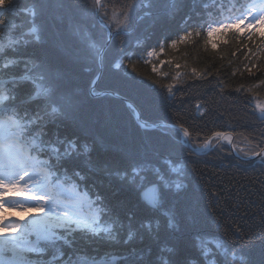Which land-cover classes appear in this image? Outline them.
<instances>
[{"label":"snow or ice","instance_id":"6c2138e0","mask_svg":"<svg viewBox=\"0 0 264 264\" xmlns=\"http://www.w3.org/2000/svg\"><path fill=\"white\" fill-rule=\"evenodd\" d=\"M159 3L126 0L112 3L110 12L101 0L76 5L66 0H0V264H253L244 246L235 242L242 239L239 226L232 230V243L225 237H211L212 224L192 209L191 196L180 179L184 168L167 158L163 167L153 162L161 151L174 146L169 140L150 144L132 141L120 150L117 159L104 162L99 169L91 166L92 154L103 144V137L93 135L90 129H117L118 112L111 106L85 110V89L72 84L69 72L53 63L45 47V37L51 33L55 37L52 47L68 56L63 34L75 21L74 34L80 36L83 29L86 51L81 55L77 49L69 59L87 74V95L123 106L142 132H160L175 144H186L190 136L187 128L170 136L166 121L143 118L140 105L151 107L156 95L153 86L158 85L138 80L135 65L129 70L136 52L126 50L125 37L134 32L140 20L151 16ZM229 5L238 14L227 22L206 20L203 13L196 19L187 15L179 42L194 40L206 27L208 37L220 33L225 44L229 42L225 33L233 29L238 44H256L258 35L264 43V32L256 31L264 29V0H228L220 3L218 11L222 13ZM208 7L204 5L205 12ZM162 8L169 18L179 11L176 0H167ZM9 15L18 19L10 23ZM168 39L157 40L153 47H163ZM137 44L143 50L146 40ZM176 44L172 40L169 46ZM154 54V50L147 52L148 57ZM253 56L260 58L257 53ZM152 70H157L156 65ZM106 72L113 83L99 89ZM193 75L198 76L195 70ZM124 87L143 89L139 103L128 99L121 91ZM242 87L234 91L240 93ZM163 88L168 98L175 96V84ZM256 108L257 119L264 122V107L257 104ZM64 122H71L82 135L61 139L58 128ZM213 138L232 140L230 132L214 131L205 139V148ZM245 156L249 162L259 157L264 164V148ZM98 170L120 183L110 197L91 199L88 182ZM108 186L111 189V181ZM10 212L20 215L9 218ZM261 221L264 223V216ZM210 237L212 247L205 243ZM77 241L96 245L93 253L100 252V245L104 251L97 257L82 248L75 259H65L63 248H74ZM136 244L144 245L147 251L138 250ZM259 264H264V251Z\"/></svg>","mask_w":264,"mask_h":264},{"label":"trees","instance_id":"16d2710c","mask_svg":"<svg viewBox=\"0 0 264 264\" xmlns=\"http://www.w3.org/2000/svg\"><path fill=\"white\" fill-rule=\"evenodd\" d=\"M66 2L76 5L85 0ZM117 2L124 3L126 0H101V3L107 4L110 12L113 10L112 3ZM222 2L227 3L228 0H176L179 11L169 18L162 8L167 0H160L159 5L151 10L152 15L140 20L134 32L125 37L126 50H135L136 55L131 64L127 60L124 63L129 64V70L135 65L137 78L144 84L151 86V82L156 81L158 85L153 86L156 95L151 107L140 105L143 118L150 121L163 120L179 129L187 128L190 133L189 143L194 148L203 146L205 139L214 131H228L234 137L233 145L237 154L246 157L245 153L250 156L254 151L264 148V122L257 119L259 111L256 108V102H264V84H261V81H264V52L260 51L264 48V43L260 42L258 35L256 44L250 41L247 42V47L238 44L233 38V29L225 33L229 40L225 44L220 33L208 37L206 27L202 35L194 40L179 42L178 34H183L180 31L182 22L189 14L196 19L197 14L203 13L206 20L224 22H227L230 16L238 14L231 11L230 5L220 13L218 9ZM249 2L260 3V0ZM205 4L209 6L207 12L204 11ZM212 4L216 7H212ZM116 11H119V8ZM8 19L13 23L18 18L9 15ZM211 26L215 27L216 24ZM65 27L68 28L67 23ZM76 27V22L72 21L71 29L63 34L68 56L52 47L55 37L51 33L45 37V47L49 50L53 63L69 72L72 84L85 89L82 96L85 110L111 106L119 115L117 129H90L93 135L103 137V144H98L97 150L92 154L91 166L99 169L104 162L117 159L120 150L132 141L150 144L157 140H169L174 146L161 151L160 157L154 158L153 162L162 167L165 166V158L179 163L184 168L185 175L180 179L191 196L192 209L208 218L212 224L211 237H225L232 243V230L239 226L242 239L235 242L244 246L253 264H259L261 253L264 251V223L261 221V216H264V164L259 161L242 162L235 159L226 143H219L201 155H189L191 151L183 143L175 144L170 137H162L160 132H142L123 106L89 97L85 88L87 74L82 72L81 66L72 64L69 59L77 49L81 55L86 51L87 39L83 35V29L81 35L77 36L74 34ZM256 31L259 34L264 32V29L257 28ZM239 34L243 36V31ZM164 37L169 38L164 46L154 48L156 41ZM145 40L146 46L141 50L137 41L144 43ZM172 40L177 41L175 47L169 46ZM213 43L216 44L215 48L212 47ZM153 50L155 54L148 57L147 52ZM253 53H257L260 58L257 59ZM254 64L256 67H253ZM153 65L157 67L155 72L152 70ZM249 68L251 72L248 71ZM193 70L198 76L193 75ZM112 83V78L106 72L98 88H108ZM165 84L176 85L174 97L168 98L167 90L163 88ZM241 86L243 87L240 93L234 91ZM121 91L130 101L136 103H139L143 94V89L130 90L124 87ZM58 132L61 139L82 135L81 130L71 122L61 124ZM176 133L178 131L171 129L170 136ZM216 142L217 139H213L211 146ZM172 178H176L174 174ZM109 181L111 189L108 186ZM119 183L115 177L106 176L103 171H96L88 182V187L92 188L90 198L95 199L97 195L110 197L111 191L118 188ZM211 237L205 241L208 247L213 246ZM94 246L96 245H85L82 241H77L74 248H63L65 259L69 256L75 259L76 253L82 248L88 254L99 257L104 251V246L100 245V252L93 253ZM135 247L147 251L142 244H136Z\"/></svg>","mask_w":264,"mask_h":264},{"label":"water","instance_id":"95a60500","mask_svg":"<svg viewBox=\"0 0 264 264\" xmlns=\"http://www.w3.org/2000/svg\"><path fill=\"white\" fill-rule=\"evenodd\" d=\"M169 127L173 128V129H175V130H177L178 132L180 131V129H179L178 127H172V126H169ZM230 134H231V133H230ZM231 136H232V140H231V142H228L227 140H223V139H218V142L220 143V142H224V141H226L227 144H228V147H229V149H230V152L232 153V155H233L237 160L242 161V162H249L248 157H240V156H238V155L236 154V152H235V150H234V147H233V135L231 134ZM181 139H183V137H181ZM183 144H184V143H183ZM184 146L187 147V148H188L191 152H193L194 154H196V155H200V154H202V153H206V152L210 151V149H212L215 145H214L213 147H210V145H209V147H207V148H205L204 146L199 147V148H192V147L190 146L189 142H188V143L184 144ZM257 159H259V157H256L255 160H257Z\"/></svg>","mask_w":264,"mask_h":264},{"label":"rangeland","instance_id":"374dc122","mask_svg":"<svg viewBox=\"0 0 264 264\" xmlns=\"http://www.w3.org/2000/svg\"><path fill=\"white\" fill-rule=\"evenodd\" d=\"M256 104H259V105H261L262 107H264V102L262 101V102H260V103H257L256 102ZM169 128H171V127H169ZM171 129H173V128H171ZM218 140V139H217ZM219 142L217 141L214 145H212L211 147H216V145L218 144ZM224 143H226L227 144V142L226 141H224ZM210 145H211V143H210ZM204 146V145H203ZM227 146H228V144H227ZM202 147V146H201ZM233 147H234V145H233ZM192 148H194V147H192ZM229 148V147H228ZM230 150V149H229ZM234 150H235V148H234ZM235 152H236V150H235ZM232 154V153H231ZM236 154H237V152H236ZM201 155V154H200ZM238 156H240L239 154H237ZM233 156V155H232ZM234 157V156H233ZM240 157H243V156H240ZM235 158V157H234ZM236 159V158H235ZM255 161H259V159H257V160H255ZM12 213V212H11ZM18 215H20V213L19 212H15V213H12L11 215H9V218H11V217H13V216H18Z\"/></svg>","mask_w":264,"mask_h":264},{"label":"bare ground","instance_id":"6f19581e","mask_svg":"<svg viewBox=\"0 0 264 264\" xmlns=\"http://www.w3.org/2000/svg\"><path fill=\"white\" fill-rule=\"evenodd\" d=\"M12 213L10 212V213H8L7 215L9 216V215H11Z\"/></svg>","mask_w":264,"mask_h":264}]
</instances>
